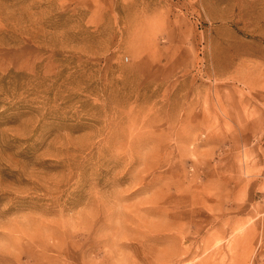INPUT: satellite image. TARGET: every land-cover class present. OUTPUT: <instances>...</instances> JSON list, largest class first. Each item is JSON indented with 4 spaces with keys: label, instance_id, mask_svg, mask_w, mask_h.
<instances>
[{
    "label": "rangeland",
    "instance_id": "374dc122",
    "mask_svg": "<svg viewBox=\"0 0 264 264\" xmlns=\"http://www.w3.org/2000/svg\"><path fill=\"white\" fill-rule=\"evenodd\" d=\"M0 264H264V0H0Z\"/></svg>",
    "mask_w": 264,
    "mask_h": 264
}]
</instances>
